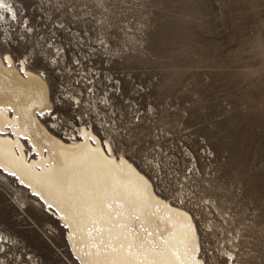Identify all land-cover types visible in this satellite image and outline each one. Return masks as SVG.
<instances>
[{
  "label": "rangeland",
  "instance_id": "1",
  "mask_svg": "<svg viewBox=\"0 0 264 264\" xmlns=\"http://www.w3.org/2000/svg\"><path fill=\"white\" fill-rule=\"evenodd\" d=\"M41 1L18 0L26 16ZM43 1L49 21L80 32L121 80L129 103L114 118L129 132L127 151L168 145L193 156L201 175L191 211L206 263L264 264V0ZM25 46L0 39L20 57ZM48 76L56 93L55 71ZM18 183L0 179V264H78L66 228Z\"/></svg>",
  "mask_w": 264,
  "mask_h": 264
},
{
  "label": "bare ground",
  "instance_id": "2",
  "mask_svg": "<svg viewBox=\"0 0 264 264\" xmlns=\"http://www.w3.org/2000/svg\"><path fill=\"white\" fill-rule=\"evenodd\" d=\"M0 2L2 15L17 14ZM53 109L45 73L0 52V179L19 181L54 214L78 264H207L194 216L93 128L47 125Z\"/></svg>",
  "mask_w": 264,
  "mask_h": 264
},
{
  "label": "built area",
  "instance_id": "3",
  "mask_svg": "<svg viewBox=\"0 0 264 264\" xmlns=\"http://www.w3.org/2000/svg\"><path fill=\"white\" fill-rule=\"evenodd\" d=\"M18 6L23 11L26 9L20 2ZM45 7L47 3L42 0L38 9H30L31 14L24 19L19 17L21 12L15 15L0 13V39L6 44L27 42L30 45L29 53H32V44L35 42L40 51H36L33 56L41 57L53 67L59 83L56 93L53 92L55 109L48 114L47 125L59 133L69 130L77 135V129L81 126L93 128L101 137L111 141L114 150L123 151L130 161L149 176L161 197L193 214L191 188L201 172L189 150L183 148L178 153L168 145L165 148L155 145L148 147L144 153L127 151L128 147L120 140L129 132L114 118L121 120L124 115L117 103H129L123 93L121 80L115 79L101 62V52L92 48L80 32L65 26L60 20L50 22V14ZM10 27L13 30H9ZM58 106L72 114L58 113Z\"/></svg>",
  "mask_w": 264,
  "mask_h": 264
},
{
  "label": "flooded vegetation",
  "instance_id": "4",
  "mask_svg": "<svg viewBox=\"0 0 264 264\" xmlns=\"http://www.w3.org/2000/svg\"><path fill=\"white\" fill-rule=\"evenodd\" d=\"M10 2H11L12 4L15 5V7H16L17 10H18V12H21V13H20V18H25L24 16H26V14H27L26 9L23 11V9L20 8V7L18 6V3H19L18 0H10ZM9 30H13L12 27H10ZM0 36H1V32H0ZM25 44L29 45V43H27V42H25ZM12 46L17 47L18 44H16V43L14 42V43H12ZM29 46H30V45H29ZM23 49H24V51H25L26 53H25L24 55H21V57L18 56V55H16L15 53H11V52H10V54H11V56L13 57V59H14L16 65H17V66H20V65H21V62H23V61L25 60V61H26V64L28 65V68L31 69V70H33V71L40 72L41 70H40V69H37V68H38V67H42V72L45 73V77H47L48 70L53 69V67H52L50 64H48L46 61H42V64H41L39 61L36 62V61H35V57H34L33 55L30 56V55H31V53H29V52H30V49L27 50V47H26V46H25V48H23ZM0 52H1L2 54H4V53H6L7 51H4V50L0 47ZM26 58H27V59H26ZM27 61H28V62H27ZM38 64H40V65H38ZM115 152L118 153L116 150H115Z\"/></svg>",
  "mask_w": 264,
  "mask_h": 264
},
{
  "label": "snow or ice",
  "instance_id": "5",
  "mask_svg": "<svg viewBox=\"0 0 264 264\" xmlns=\"http://www.w3.org/2000/svg\"><path fill=\"white\" fill-rule=\"evenodd\" d=\"M0 7H6L2 2H0Z\"/></svg>",
  "mask_w": 264,
  "mask_h": 264
}]
</instances>
